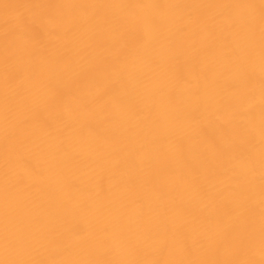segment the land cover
Returning <instances> with one entry per match:
<instances>
[{
  "label": "bare ground",
  "instance_id": "6f19581e",
  "mask_svg": "<svg viewBox=\"0 0 264 264\" xmlns=\"http://www.w3.org/2000/svg\"><path fill=\"white\" fill-rule=\"evenodd\" d=\"M0 264H264V0H0Z\"/></svg>",
  "mask_w": 264,
  "mask_h": 264
}]
</instances>
